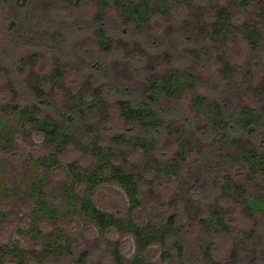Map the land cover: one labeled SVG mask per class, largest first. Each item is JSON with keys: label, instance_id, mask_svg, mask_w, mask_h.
I'll return each instance as SVG.
<instances>
[{"label": "rangeland", "instance_id": "1", "mask_svg": "<svg viewBox=\"0 0 264 264\" xmlns=\"http://www.w3.org/2000/svg\"><path fill=\"white\" fill-rule=\"evenodd\" d=\"M236 2L180 0L168 14L159 13L139 27L124 20L113 0H0V245L20 240L24 264H74L84 250L87 264H118L113 256L118 243L125 264L137 253L132 233L111 227L101 234L74 211L69 163L89 167L94 160L85 149L72 141L58 164L39 162L50 153L45 135L29 123L19 124L12 105L37 103L40 88L52 102L39 106L41 115L54 118L56 106L71 114L85 111L84 123L93 131L80 134V142L86 146L99 139L103 146L123 149L127 166L142 173V204L131 213L138 224L177 217L179 232L166 246L153 242L145 251L149 262L182 264L175 248L181 241L185 264H264V215L250 214L246 206L249 195L264 193V179L251 177L239 157L244 147L264 152V38L251 49L243 27L258 22L257 11ZM220 10L231 13L228 33L210 34ZM98 27L112 37L110 48ZM174 68L191 71L195 86L170 98L157 86ZM97 88L110 105L107 112L94 105ZM199 95L220 102L223 115L206 103L196 105ZM119 101L157 108L163 123L145 136L154 147L146 150L116 139L139 133L120 114ZM243 107L263 114L256 129L242 130ZM174 161L179 163L175 173L169 170ZM233 183H240L244 193L231 188ZM32 189L57 208L54 219L38 220ZM93 193L100 209L130 214L129 197L118 182L98 185ZM218 212L230 231H218L209 221ZM34 221L48 236L71 238L73 253L40 260L35 253L44 244L31 230ZM210 240L207 259L204 248ZM165 249L170 257H162ZM3 264L21 263L6 254Z\"/></svg>", "mask_w": 264, "mask_h": 264}, {"label": "trees", "instance_id": "2", "mask_svg": "<svg viewBox=\"0 0 264 264\" xmlns=\"http://www.w3.org/2000/svg\"><path fill=\"white\" fill-rule=\"evenodd\" d=\"M180 0H113L115 4L121 6L122 15L127 23H134L137 26H142L150 22L154 16L159 13L168 14L175 8ZM236 6L254 7L256 9V18L258 22L254 25H246L243 31L252 50L258 48L260 40L264 38V0H237ZM231 13L227 10H220L216 15L215 21L211 24L210 34H227L225 28L226 24L230 22ZM98 36L106 43L105 45L110 48L112 37L103 27H98ZM227 70L230 71V65H226ZM1 70V68H0ZM58 73L62 71L57 67ZM161 84L157 86L167 97L174 98L180 92L193 88L195 86L193 73L189 70H180L174 68L167 76L160 78ZM264 83V82H263ZM97 102L95 106L100 107L103 112H107L110 105L102 96L100 88L96 89ZM16 95V93H14ZM37 103L28 105H21L20 103H13V114L19 124H31V126L38 132L45 135V141L49 146L50 153L40 157L39 162L48 167L58 164L63 156L67 146L70 142H75L80 148L85 149L87 153L93 157V163L89 167H83L77 161L69 163V169L72 174V180L69 184L68 190L72 193L74 211L80 217L90 221L99 228V232L104 234L111 227H115L122 232H130L134 235L137 253L131 260L130 264H161L159 262H149L146 259L145 251L153 242H159L166 246L170 236L179 232L178 220L175 215H170L165 223H152L138 224L131 214L136 208L142 204V197L140 195V181L143 177L142 173L134 168H129L126 164V153L121 148L113 146H103L100 144L99 139L88 143L84 146L80 142V134L84 131H93L86 125L85 111L80 110L78 114H71L67 111H61L56 106L52 111L54 118L49 115H41L39 106H51L52 102L46 100L44 92L37 88ZM212 108L218 116L223 115V106L216 100L208 101L204 96H197L196 105L205 104ZM120 114L129 123L137 126L138 134L133 138L126 139L123 135H117L116 139L119 141H127L133 146H142L146 150L154 147V144L146 140L145 136L148 132H153L160 127L163 119L155 106L149 103L142 102L139 104H132L128 101H119L117 103ZM240 125L242 130L256 129L262 119L263 114L255 109L243 107L240 112ZM0 124H3L0 117ZM87 126L88 129L82 128ZM12 133V131H8ZM9 140V138H6ZM13 139V138H12ZM11 139V140H12ZM262 141V140H259ZM239 155V154H238ZM239 157L242 161L247 163L250 167V176H260L264 179V152L253 147H244L241 150ZM121 158V161L119 159ZM185 158V153H181V159ZM179 163L174 161L169 166V170L177 172ZM118 182L127 193L130 205L128 207L129 215L121 217L116 213L108 212L100 209L93 198V189L98 185L107 182ZM38 183V181H37ZM230 187H234L244 193L243 187L240 183H233ZM38 189L29 191V197L33 199L34 203L38 205V220L44 217L54 219L57 216V208L50 206L48 202L43 199L42 194ZM246 206L250 214L261 213L264 215V193L257 192L249 195L246 201ZM71 209V210H73ZM69 209V211H71ZM216 224L218 231H230V225L221 212H218L214 218L209 220ZM31 230L38 235L44 244L42 251L35 253L40 260L49 256L60 257L65 254L73 253V240L68 237H62L57 234L46 235L45 230L33 222ZM214 241L210 240L205 244L204 257L211 258V250ZM177 250V257L185 264L184 259V245L181 241L175 242ZM6 254L16 256L21 264H24L26 252L22 250L20 240H15L10 245H0V264H3V258ZM172 253L165 249L162 257H170ZM113 256L118 264H125L123 262L121 249L119 243L113 248ZM89 252L82 251L75 257L74 264H87Z\"/></svg>", "mask_w": 264, "mask_h": 264}]
</instances>
